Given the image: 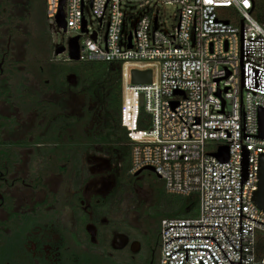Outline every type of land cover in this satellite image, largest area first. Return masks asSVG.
<instances>
[{
    "label": "built area",
    "instance_id": "1",
    "mask_svg": "<svg viewBox=\"0 0 264 264\" xmlns=\"http://www.w3.org/2000/svg\"><path fill=\"white\" fill-rule=\"evenodd\" d=\"M45 1L47 22L56 23L61 2L63 14L67 6L65 27L78 33V62L120 67L128 175L149 172L168 195L198 196L196 217L161 221L159 264H264L258 247L264 211L252 200L264 154V27L251 15L254 1L138 0L145 12L136 19L123 0ZM166 4L177 8L178 22L160 31ZM223 8L233 10L237 25L223 20ZM85 9L100 25L106 20L102 41ZM132 70H150L151 83L132 84ZM125 92L133 95L131 123L124 119ZM140 109L149 116L146 130L137 128ZM220 147L227 148L226 162L214 156Z\"/></svg>",
    "mask_w": 264,
    "mask_h": 264
},
{
    "label": "flooded vegetation",
    "instance_id": "2",
    "mask_svg": "<svg viewBox=\"0 0 264 264\" xmlns=\"http://www.w3.org/2000/svg\"><path fill=\"white\" fill-rule=\"evenodd\" d=\"M0 38V264H156L155 219L142 216L140 205L133 221L121 216L120 163L94 153L95 145L77 148L82 110L77 117L58 94L50 96L54 85L42 92L32 78L37 93L24 78L25 94H13L4 73L12 39L7 32ZM33 97L39 109L16 107L27 109ZM142 179L129 181L141 188ZM120 235L127 237L122 248Z\"/></svg>",
    "mask_w": 264,
    "mask_h": 264
},
{
    "label": "trees",
    "instance_id": "3",
    "mask_svg": "<svg viewBox=\"0 0 264 264\" xmlns=\"http://www.w3.org/2000/svg\"><path fill=\"white\" fill-rule=\"evenodd\" d=\"M23 3V14L17 16L12 14L14 5L10 0H0V31L11 36V46L15 39H23V54L20 59L10 56L6 60L4 69L5 76L14 80L13 94H25L20 91L21 81L26 74L39 81L42 92L50 89L54 85H65L66 77L69 74L75 75L79 84L87 88L82 107L83 116L76 122V142L77 148L80 144H120L128 142L126 130L120 124L121 106V70L119 66L107 63L91 62H55L52 46V37L47 30L48 22L46 17L45 0H21ZM254 7L252 17L264 27V0H253ZM20 6V5H19ZM220 11L223 20L232 24H238L239 19L229 8ZM12 48V47H11ZM48 82V85L46 84ZM100 90L103 94L105 109L107 110L113 126L107 136H88L85 129L91 122L93 112L89 109V100L92 94ZM30 106L25 109L17 103L16 107L22 111L39 109L42 103L37 102L33 97ZM137 128L146 130L149 128V116L143 109L139 110ZM130 147L124 148L121 158L120 181L126 179L133 180L134 177L128 175ZM141 183L145 182L151 191V198L147 204L140 205L141 215H147L150 219H155L158 237L161 221L170 219H186L196 217L198 214V196L193 194L189 197L172 196L165 193L164 183L157 179L152 173L142 174ZM151 226V224H149ZM259 240V239H258ZM260 255H264V245L258 241ZM156 264L160 260V238L157 248Z\"/></svg>",
    "mask_w": 264,
    "mask_h": 264
},
{
    "label": "rangeland",
    "instance_id": "4",
    "mask_svg": "<svg viewBox=\"0 0 264 264\" xmlns=\"http://www.w3.org/2000/svg\"><path fill=\"white\" fill-rule=\"evenodd\" d=\"M11 3L14 5V8L12 10V14L21 16L23 14L24 9L22 8L23 3L21 0H10ZM124 7L127 10L128 13L133 15V18L136 19L137 17H140L144 12V10H139V2L138 0H123ZM20 5V6H19ZM64 14L67 15V6L64 7ZM84 17L88 21V27L92 31H96L99 34V40L102 41L106 32V20L105 22L100 25L98 20L88 13V10H84ZM178 22V10L175 6L166 4L163 7L160 8V18L158 23V29L162 31L163 29H167L169 31L172 30L174 25H176ZM47 30L50 32L52 37V46H53V52H55L58 48L64 47L65 51L61 55H54L55 62H64V59L68 58L69 48L68 44L70 39L77 36V32L66 30L63 31L61 27H58L57 24L50 20L48 22V28ZM4 30L0 31V35H3ZM0 38V42H1ZM23 39H15L14 44L12 47L13 57L15 59H20L23 54ZM124 76L127 72V68L124 67ZM25 78L29 79L30 81L27 83H32L30 85L34 88V92L38 93V86L36 83L32 80V76L26 74L24 76ZM87 88L83 87L81 84H79L78 80L75 79V83L73 84H65L61 85L58 84L55 87V90L53 92H48L50 96L52 94H58V99H63L64 104L66 106V110L71 111L79 117L81 115V110L84 105V98ZM125 100H126V112H125V122L127 123V120L129 123H131L133 117V100L132 98L125 93ZM227 108H229V103H227ZM89 109L92 110L93 115L91 122L88 125L87 134L90 137H96V136H107L108 132L111 131V128L113 126V122L111 121V118L105 109V104L103 101V94L100 90L95 91L92 94L91 99L89 100ZM126 125V124H125ZM122 126V124H121ZM125 129V128H124ZM126 137L129 140L128 132H126ZM130 141V140H129ZM126 143H120V144H103V145H95L93 148V152H104L106 153L112 163H120L121 165V158L124 153V148L128 146ZM122 168H120L121 170ZM122 182V181H121ZM120 189L123 191V204L120 206V212L122 218L126 222H131L134 220V217L136 215V209L139 205L142 203L147 204L150 199V189L147 185L143 187H137L134 186L128 179H126L123 184L121 183ZM121 232L128 234L130 233V229L127 225L122 228Z\"/></svg>",
    "mask_w": 264,
    "mask_h": 264
},
{
    "label": "water",
    "instance_id": "5",
    "mask_svg": "<svg viewBox=\"0 0 264 264\" xmlns=\"http://www.w3.org/2000/svg\"><path fill=\"white\" fill-rule=\"evenodd\" d=\"M56 24L58 27H61L63 31L66 30L65 27V20H64V14L62 11V2L61 6L59 8V13L55 18ZM84 26V24H83ZM92 39H95V35L92 36ZM69 53H68V59L71 62H78L79 59V44H78V37H74L70 39L69 44ZM65 51L64 47L58 48L55 52L54 55H61ZM151 71L146 70V71H137V70H132L131 71V83L132 84H149L151 83ZM75 75L69 74L66 77V81L69 84L75 83ZM143 105V97H139V107H142ZM259 136L261 138H264V110H261L259 113ZM246 154V153H245ZM214 156L220 161V162H226L228 159L227 155V148L226 147H220L219 151L214 154ZM247 161L246 157L244 160V168L246 167ZM146 170L153 172V169L147 168ZM140 174L137 173L136 176ZM258 189L257 191L253 194L252 200L259 208L260 210L264 211V154L260 155L259 159V167H258ZM127 243V237L125 235H120V248H122L125 244Z\"/></svg>",
    "mask_w": 264,
    "mask_h": 264
},
{
    "label": "bare ground",
    "instance_id": "6",
    "mask_svg": "<svg viewBox=\"0 0 264 264\" xmlns=\"http://www.w3.org/2000/svg\"><path fill=\"white\" fill-rule=\"evenodd\" d=\"M145 65H150V64H145ZM125 67L127 68V72L125 74V77H127L128 76V71L130 69V66H125ZM125 93L128 94L132 98V100H133V95H131L130 93H127V92H125ZM133 112H134V103H133Z\"/></svg>",
    "mask_w": 264,
    "mask_h": 264
}]
</instances>
